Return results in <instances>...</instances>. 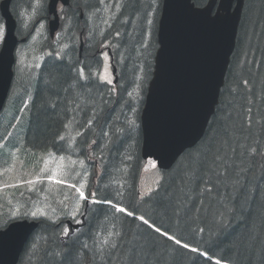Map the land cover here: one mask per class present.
Returning a JSON list of instances; mask_svg holds the SVG:
<instances>
[{"label": "trees", "instance_id": "16d2710c", "mask_svg": "<svg viewBox=\"0 0 264 264\" xmlns=\"http://www.w3.org/2000/svg\"><path fill=\"white\" fill-rule=\"evenodd\" d=\"M33 1L15 0L14 4L28 10ZM43 1L37 14L39 21L46 19ZM98 1L71 0L65 17L75 24L68 26L65 38L59 43L63 50L55 54L48 39L39 48L44 51L49 47L52 53L45 56L33 77L29 102L22 111L28 92L24 87L21 89L24 92L12 95L8 110L0 114V145L7 148L0 150V159L6 158L9 164L10 152L18 149L23 168L33 170L37 167L38 153L76 152L78 159L84 160V165L91 170L85 195L111 204L91 203L84 224L65 238L64 219L70 216L66 202L57 204V212L63 213L57 219H51L52 211L46 217H33L25 209L12 216L15 204L22 200L8 202L5 198L9 194L19 197L17 193L22 187L4 189L0 195V228L16 219L38 222L16 263L216 264L215 260L225 264H261L260 255L264 251V0H246L226 83L204 138L186 151L168 172H162L157 189L142 198L138 196L144 164L140 157L139 117L152 76L160 9L157 11L153 6L155 0L143 3L142 7L139 0H119L120 10L102 30L101 26L89 25L86 17L98 7ZM194 2L198 6L205 0ZM80 10L84 13L82 21L78 15ZM137 12L141 20L134 27L135 20L130 17ZM17 30L19 37L31 34L30 28L27 32ZM81 31L84 47L79 57ZM103 43L113 47L110 48L121 76L115 86L101 82L92 74L101 64L96 51L101 50ZM119 52L126 57L122 65L118 63ZM139 68L142 75L137 79L135 69ZM81 69L84 79L79 76ZM70 126L78 133L74 151L68 150V140L63 138ZM89 153L98 162L97 166L87 162ZM94 167L99 169V174H94ZM218 200H222L221 204ZM112 204L134 215L119 213ZM201 210L211 213L209 221L207 216L201 220L191 217ZM219 214H222L220 223ZM141 216L181 244L206 256L189 251L148 228L136 219ZM218 223L214 233L207 230L208 226ZM105 239L110 244L102 253L100 243ZM113 243L115 249L111 248Z\"/></svg>", "mask_w": 264, "mask_h": 264}, {"label": "water", "instance_id": "95a60500", "mask_svg": "<svg viewBox=\"0 0 264 264\" xmlns=\"http://www.w3.org/2000/svg\"><path fill=\"white\" fill-rule=\"evenodd\" d=\"M68 2L48 0L50 39L59 28L58 4L67 6ZM10 3L0 2L5 30L0 48V112L13 79L14 51L19 42L25 41L15 35L16 20ZM243 3L208 0L204 7L196 8L192 0H163L158 50L140 115L141 159H151L159 169L168 170L182 152L203 138L225 83ZM66 223L69 232L82 224ZM36 227L34 221L20 220L0 230V264H17Z\"/></svg>", "mask_w": 264, "mask_h": 264}, {"label": "rangeland", "instance_id": "374dc122", "mask_svg": "<svg viewBox=\"0 0 264 264\" xmlns=\"http://www.w3.org/2000/svg\"><path fill=\"white\" fill-rule=\"evenodd\" d=\"M103 7L99 9L92 10L89 14L86 15L87 22L89 25L101 26L100 29H104L106 26V22L111 18V7L112 0H102ZM150 0H139L138 3L142 7L143 3H149ZM43 0H34L30 9L19 8L17 5L15 7L16 13L18 15L19 26L21 31H27L29 28L34 27V31L30 38V43L20 45L16 51V66H15V82L13 84L11 94L20 89V86L25 87L28 92L26 94L25 101L23 100V108L27 105L28 98L30 97V83L36 76L39 66L41 65L42 59L51 54V50L47 47L44 51H39L41 47V43L39 41L46 40L45 34V22L36 21L38 20L37 14L39 13V9H41ZM62 7L58 6V12L60 14V18L63 22L60 30L57 32L54 40H52V46L55 49V54H58L64 47L59 48V43L63 40L68 32L69 19L65 17L66 11H63ZM134 19L133 26L136 27L137 23L141 20V15L139 12L135 13L134 16L130 17ZM104 19V20H101ZM130 20L128 22H130ZM35 22V24H34ZM34 24V25H33ZM0 25H3L0 23ZM43 25V27H41ZM131 36V33L129 34ZM0 40V44H1ZM39 43V44H38ZM37 45V46H36ZM36 46V47H35ZM105 47H111L109 43H103L100 48L101 50ZM113 49V47H111ZM124 53L119 52L118 54V63L122 65L124 63ZM109 62V56L106 51L101 52V65L97 72H95L96 77L109 85H112L113 76L111 74V66ZM119 71V69H118ZM120 75V74H119ZM121 77V76H120ZM139 78V77H138ZM137 78V79H138ZM18 81V82H17ZM110 81V83H109ZM17 82V84H16ZM12 95H9L8 100L5 105V110H8V106ZM19 118V117H18ZM73 122H71L72 124ZM69 124V125H71ZM17 125V122H16ZM78 133L73 132V126L67 127L65 133L63 134V138L68 140V144L70 145L69 149L72 150V146L74 143L75 137H77ZM102 143H105L102 138ZM6 150L7 148L4 145H0V150ZM11 153L9 164H6L7 159L1 157L0 159V195L4 193V189L13 188L15 186L22 187L20 191L17 193L19 197L12 196L9 194L5 200L8 202H13L16 200H22L15 204L13 211L11 213L12 216H16L20 214L21 210H27L31 215L33 212L37 213V215L48 216L49 212L52 211L51 219H57L61 217L63 213L57 212L56 204L65 203V208L68 210L70 217L66 216L65 218H71L75 222H79V214L81 209V200L79 199V193L76 191L77 188L81 190L84 186L87 187V180L90 177L91 170L84 165V160L78 159L76 152H71L68 155H58L53 152H44L36 154V158L38 161L36 164V169L26 170L23 168L22 164H24L23 157L20 155L19 150L15 149ZM76 154V155H75ZM2 156V155H1ZM88 163L91 165L94 162V165L97 166L98 162L94 161V156L89 153L88 155ZM7 166L4 168V166ZM99 169L94 167V174H99ZM141 176L139 180V193L141 196H145L148 193H151L156 189L159 185V180L161 178V173L156 168L155 164L152 161H146L143 169L141 171ZM48 177V178H46ZM45 178V179H44ZM51 178V179H50ZM46 180V181H45ZM31 181V183H29ZM56 181H60L57 183ZM69 185H73V187H69ZM33 191L35 195L33 197ZM59 191H64L68 194H59ZM61 200H65L60 201ZM221 204L222 200H218ZM77 203L80 204L79 211L76 210ZM23 207V208H22ZM64 208V207H63ZM64 208V209H65ZM55 211V212H54ZM209 213H205L199 211L191 214V217L196 220H201V217L207 216L206 220H210L211 217ZM33 216V215H32ZM212 216V215H211ZM219 223L222 220V214H219ZM218 224H213L207 227V230L212 233L216 231ZM65 230V227H64ZM64 234V231H63Z\"/></svg>", "mask_w": 264, "mask_h": 264}, {"label": "snow or ice", "instance_id": "6c2138e0", "mask_svg": "<svg viewBox=\"0 0 264 264\" xmlns=\"http://www.w3.org/2000/svg\"><path fill=\"white\" fill-rule=\"evenodd\" d=\"M41 27H43V25H41ZM4 39V27L3 25H0V40ZM81 77H83V70H81ZM110 83V81H109ZM51 179V178H50ZM57 183H60V181H56ZM29 183H31V181H29ZM69 187H73V185H69ZM76 191L79 193V199L81 201H85V200H88L89 198L85 195V193L83 191H80L79 188L76 189ZM92 196H95V193H92ZM91 203L93 204H99L101 203V201H98V200H95V199H92L91 200ZM104 203H108V204H111V201H104ZM112 207H114L116 209L117 212L119 213H124L128 216H133L134 214L132 212H127L125 208L123 207H118L116 206L115 204H112ZM79 208H80V204L77 203L76 205V210L79 211ZM33 217H35L37 215V213L33 212L32 213ZM41 215H43L41 213ZM136 219H139L143 224L147 225L148 228H151L153 229V231L159 233L160 235L162 236H167V239L169 240H173L176 244H179L181 247H184V248H188V245L186 244H181V242L179 240H176L174 237L170 236V235H167L166 233L162 232L159 228H156L153 226V224H151L147 219H145L144 217H136ZM64 234L67 235L68 234V229L65 228L64 230ZM111 235V233H109V236ZM118 235V233H117ZM110 244V241L108 239H105L103 240L101 243H100V251L103 253L106 248L109 246ZM111 248L112 249H115L116 248V245L113 243L111 244ZM190 251L192 252H197V249L195 248H191ZM200 255H204L206 256V253H200ZM108 259L111 260V253L108 254ZM260 262L261 264H264V251L261 252V255H260ZM216 264H220V261H216Z\"/></svg>", "mask_w": 264, "mask_h": 264}]
</instances>
